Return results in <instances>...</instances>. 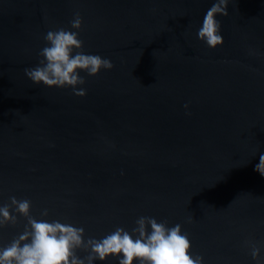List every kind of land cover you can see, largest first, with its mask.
Masks as SVG:
<instances>
[{
    "label": "water",
    "instance_id": "water-1",
    "mask_svg": "<svg viewBox=\"0 0 264 264\" xmlns=\"http://www.w3.org/2000/svg\"><path fill=\"white\" fill-rule=\"evenodd\" d=\"M214 2L0 0V206L29 199L85 240L153 217L181 224L204 264H257L249 240L264 261V0H231L212 49L197 31ZM59 28L115 65L80 71L84 97L25 75ZM12 214L0 247L27 223Z\"/></svg>",
    "mask_w": 264,
    "mask_h": 264
},
{
    "label": "clouds",
    "instance_id": "clouds-1",
    "mask_svg": "<svg viewBox=\"0 0 264 264\" xmlns=\"http://www.w3.org/2000/svg\"><path fill=\"white\" fill-rule=\"evenodd\" d=\"M230 2L215 0L197 31L199 40L212 49L225 42L221 34L222 23L216 17L218 14L229 16ZM70 24L71 28L81 30L82 16L75 13ZM44 40L47 43L39 53L42 57L39 64L24 69L25 75L36 85L71 87L76 96L84 97L87 90L77 88L86 83L80 71L97 76L102 69L115 67L110 59L84 54V42L79 38V31L65 28L50 30ZM184 107L187 109L188 105ZM255 170L264 176V154L260 155ZM31 207L29 199H17L15 196L10 197V204L0 206V228L19 223L18 216L12 214L13 208L27 220L24 231L7 246L0 247V264H95L96 261L106 262L110 257H116L118 264H204L202 255L193 256L189 234L183 231L181 224L168 227L166 221L140 216L131 232L117 227L100 239L89 237L85 240L84 228L59 220H37L31 215ZM41 215L47 217L49 210H42ZM244 243L257 264H264L262 246L250 240ZM81 252L85 255L81 256Z\"/></svg>",
    "mask_w": 264,
    "mask_h": 264
}]
</instances>
